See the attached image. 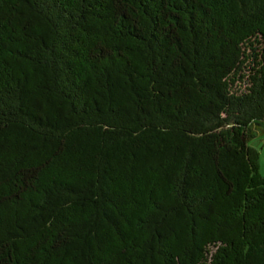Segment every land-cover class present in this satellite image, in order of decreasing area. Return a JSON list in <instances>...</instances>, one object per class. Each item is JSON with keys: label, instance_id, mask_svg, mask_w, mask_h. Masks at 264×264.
<instances>
[{"label": "trees", "instance_id": "obj_1", "mask_svg": "<svg viewBox=\"0 0 264 264\" xmlns=\"http://www.w3.org/2000/svg\"><path fill=\"white\" fill-rule=\"evenodd\" d=\"M264 0H0V264H264Z\"/></svg>", "mask_w": 264, "mask_h": 264}, {"label": "rangeland", "instance_id": "obj_2", "mask_svg": "<svg viewBox=\"0 0 264 264\" xmlns=\"http://www.w3.org/2000/svg\"><path fill=\"white\" fill-rule=\"evenodd\" d=\"M259 155V173L264 177V134L257 135L250 143Z\"/></svg>", "mask_w": 264, "mask_h": 264}]
</instances>
